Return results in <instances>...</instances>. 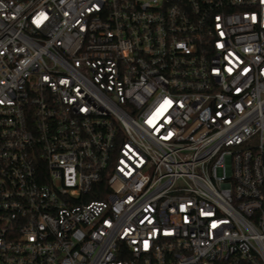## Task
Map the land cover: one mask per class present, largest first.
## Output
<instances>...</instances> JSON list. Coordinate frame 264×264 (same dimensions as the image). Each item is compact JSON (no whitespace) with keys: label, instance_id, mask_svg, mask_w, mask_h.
Masks as SVG:
<instances>
[{"label":"built area","instance_id":"1","mask_svg":"<svg viewBox=\"0 0 264 264\" xmlns=\"http://www.w3.org/2000/svg\"><path fill=\"white\" fill-rule=\"evenodd\" d=\"M0 264H264V0H0Z\"/></svg>","mask_w":264,"mask_h":264}]
</instances>
